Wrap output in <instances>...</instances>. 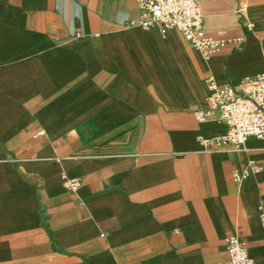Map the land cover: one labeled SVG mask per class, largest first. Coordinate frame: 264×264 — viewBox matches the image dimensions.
Returning <instances> with one entry per match:
<instances>
[{
	"label": "crops",
	"instance_id": "obj_1",
	"mask_svg": "<svg viewBox=\"0 0 264 264\" xmlns=\"http://www.w3.org/2000/svg\"><path fill=\"white\" fill-rule=\"evenodd\" d=\"M201 6L209 58L137 0H0V264H264V139L198 115L264 73V0Z\"/></svg>",
	"mask_w": 264,
	"mask_h": 264
},
{
	"label": "built area",
	"instance_id": "obj_2",
	"mask_svg": "<svg viewBox=\"0 0 264 264\" xmlns=\"http://www.w3.org/2000/svg\"><path fill=\"white\" fill-rule=\"evenodd\" d=\"M137 1L140 13L129 24L144 30L159 26L162 33L178 30L205 58L221 53L229 42L227 38L214 36L206 30L201 0ZM242 41L241 37L236 39V42ZM207 82L210 107L198 115L206 117L218 110L228 125L227 133L212 143L216 146L230 144L241 149L249 136L264 139V73L246 77L238 84H220L214 77H209ZM234 177L238 181L243 176L236 172ZM79 184L77 178L68 181L72 189ZM226 241L229 260L225 264H253V258L238 236H228Z\"/></svg>",
	"mask_w": 264,
	"mask_h": 264
}]
</instances>
